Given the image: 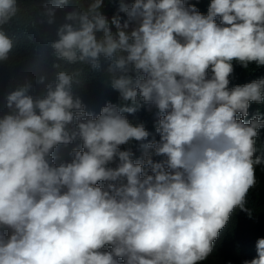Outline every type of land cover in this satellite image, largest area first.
<instances>
[{"label": "clouds", "instance_id": "clouds-1", "mask_svg": "<svg viewBox=\"0 0 264 264\" xmlns=\"http://www.w3.org/2000/svg\"><path fill=\"white\" fill-rule=\"evenodd\" d=\"M68 2L45 5L48 24ZM103 2L67 12L51 48L63 65L108 61L112 102L87 111L79 71L64 70L40 77V97L26 81L5 98L0 264H206L218 250L264 264V238L249 247L248 231L264 77L230 86L264 68V0H121L110 21ZM19 11L0 0V61Z\"/></svg>", "mask_w": 264, "mask_h": 264}, {"label": "trees", "instance_id": "trees-1", "mask_svg": "<svg viewBox=\"0 0 264 264\" xmlns=\"http://www.w3.org/2000/svg\"><path fill=\"white\" fill-rule=\"evenodd\" d=\"M90 2L91 0H69L66 6L57 10L55 23L50 25L47 23L45 5L52 6L54 0H18L20 11L8 25H5L6 30L14 39V49L7 60L0 61V116L9 111L6 108L5 98L11 91L26 81H30L33 84L31 94L34 97H40L46 91L44 85L38 83L40 77H45L47 83L54 80L57 72L62 70L79 71L80 75L78 81L74 82L73 89L81 97L87 111L94 113L100 110L106 102H112L113 95L118 93L111 88V76L106 71L108 61L101 58L102 68L100 70H93L89 65H63L62 62L57 61L51 48V43L57 39V28L64 23L65 14L75 9L85 11ZM120 2L121 0H104L100 11L109 18V21L118 12ZM124 2L131 4L133 0H124ZM195 3L199 10L206 14L207 6L199 1ZM119 14L122 18H126L124 13ZM111 27L115 32V27ZM57 63H61L62 66L55 67ZM238 76V82L231 83L230 86L264 77V68L249 65V68L243 69ZM257 108L264 111V105L253 104L250 108L249 118ZM256 143L257 154L264 155V129L260 130V136ZM143 151L142 144H136L135 155L140 158ZM260 168L263 174L258 177L259 185L250 194L253 218L248 231L257 234L249 247L255 249L257 240L264 238V165H261ZM228 245L233 246L234 254L238 255L239 248L236 246L234 238L228 241ZM256 256L257 254L247 255L246 259L251 260ZM206 264H226L225 252L218 250Z\"/></svg>", "mask_w": 264, "mask_h": 264}]
</instances>
